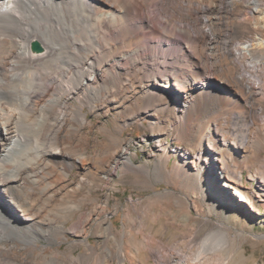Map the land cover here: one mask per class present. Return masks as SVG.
<instances>
[{
    "label": "bare ground",
    "instance_id": "obj_1",
    "mask_svg": "<svg viewBox=\"0 0 264 264\" xmlns=\"http://www.w3.org/2000/svg\"><path fill=\"white\" fill-rule=\"evenodd\" d=\"M242 5L247 19L264 28V0H0V240H54L56 219L45 217L54 202L46 192L52 173L67 177L71 168L85 167L59 136L61 129L67 125L76 134L87 123L81 107L92 111L97 101L107 107L134 91V82L141 86L138 100L144 107L173 114L169 128L190 145L213 130L207 147L213 150L215 144L220 151L214 172L224 179L226 194L227 186L236 187L231 201L248 203L236 180L248 167L251 150H264L256 129L264 56H255L264 49V37L239 41L231 26ZM34 43L40 51L32 49ZM70 99L80 104L71 113ZM241 123L248 131L234 136ZM27 128L36 131L31 140ZM154 170L157 175V165ZM256 192L264 198L263 180ZM57 207L68 214L80 209ZM105 210L100 206L79 216L86 253L94 248L88 225L102 227L104 240L110 235ZM226 240L207 237L192 258L157 241L167 255L158 251V264H213L218 260L211 254ZM12 248L0 250V264H24L11 256ZM49 261L64 262L58 253Z\"/></svg>",
    "mask_w": 264,
    "mask_h": 264
},
{
    "label": "rangeland",
    "instance_id": "obj_2",
    "mask_svg": "<svg viewBox=\"0 0 264 264\" xmlns=\"http://www.w3.org/2000/svg\"><path fill=\"white\" fill-rule=\"evenodd\" d=\"M246 12L242 5L231 26L239 41L254 39L257 34L264 37V28L256 27ZM225 17L229 21L227 14ZM255 56H264V49ZM241 65L246 63L237 62ZM133 85L134 91H126L125 97L106 103L107 107L98 101L92 111L81 107L87 123L76 132L78 136L67 125L61 129L59 136L64 135L66 146L83 157L85 167L71 168L67 177L52 173L46 192L54 196V202L51 214L45 217L56 219L54 240L25 243L5 238L0 240V250L15 244L11 256L24 264H52L49 259L57 253L63 264H158V251L164 258L167 255L157 241L192 258L207 237L219 235L227 239L226 246L211 254L212 261L218 260L213 264H264V198L258 197L262 192H256L258 182L264 181V150L258 154L251 150V161L236 180L243 186L239 191L246 193L248 203L255 207L252 210L248 203L231 201L236 187L227 186L226 194L224 179L214 172V157L220 151L215 144L213 150L207 147L213 130L190 145L177 129L169 128L174 115L149 111L138 100L140 84ZM256 100L261 107L256 129L260 128L264 139V92ZM69 104V113L80 107L74 99ZM150 121L159 124L150 125ZM245 129L248 131L245 123L238 124L233 135L243 134ZM25 133L29 140L36 136L34 129L27 128ZM60 204L80 209L62 213L58 212ZM100 206L106 207L110 235L104 240L99 236L102 227L88 225V243L94 248L86 253L88 245L79 236V216Z\"/></svg>",
    "mask_w": 264,
    "mask_h": 264
},
{
    "label": "water",
    "instance_id": "obj_3",
    "mask_svg": "<svg viewBox=\"0 0 264 264\" xmlns=\"http://www.w3.org/2000/svg\"><path fill=\"white\" fill-rule=\"evenodd\" d=\"M32 49H33L34 51H40V50H41V47L39 46V44L34 43V44L32 45Z\"/></svg>",
    "mask_w": 264,
    "mask_h": 264
}]
</instances>
